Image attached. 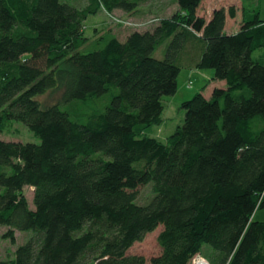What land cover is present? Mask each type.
Here are the masks:
<instances>
[{"label": "trees", "instance_id": "trees-1", "mask_svg": "<svg viewBox=\"0 0 264 264\" xmlns=\"http://www.w3.org/2000/svg\"><path fill=\"white\" fill-rule=\"evenodd\" d=\"M211 1L176 0L153 28L85 48L89 13L141 0H0V130L20 120L40 139L0 138L4 236L34 232L0 264H145L127 250L159 224L149 264H189L204 243L211 264H264V219L252 217L264 208V61L252 56L264 20ZM183 66L212 67L225 85L184 100L162 141L147 130ZM51 91L60 103L39 98Z\"/></svg>", "mask_w": 264, "mask_h": 264}, {"label": "rangeland", "instance_id": "rangeland-1", "mask_svg": "<svg viewBox=\"0 0 264 264\" xmlns=\"http://www.w3.org/2000/svg\"><path fill=\"white\" fill-rule=\"evenodd\" d=\"M67 1L78 6H84L88 2V0ZM221 2L227 4L229 1L223 0ZM244 3V14L246 15V19L252 17V15L257 12L260 14V16L264 15V0H245ZM98 9L100 10L95 13L96 15H92L93 17L87 15L82 23V34H84L88 39V41L83 46L85 48L90 47L92 42L91 39H95L97 37H100L102 34H106L111 28H116V30L120 33H118L117 31L115 32L120 37H123V34H125V32H130L133 29H151L155 26L156 23H159L162 18H167L174 14L178 10V7L175 0H141L138 7H136L134 11H132V13L122 14L112 11L109 12L103 6H100ZM241 12V8H239L237 20H240L242 18ZM231 26L232 24H230V27ZM167 40L168 39L160 42L157 45L156 49L154 50V54H161L164 52L165 42H167ZM252 55L254 56V58L264 61V46H260L254 49ZM202 69L206 70L204 71V75L200 76L196 73L188 76L185 71L186 67H181L177 75L178 91H175L176 94L174 95V97H169L174 93L163 95L162 97V103L163 105H165V108L162 111V123L152 124L148 128L147 133H156L155 131L159 130L160 132H158V137L165 138L175 129L177 125H180L183 122L185 109L181 106L180 102L178 104L174 103L175 106H173L172 104H169L168 101L172 100L173 98L176 99L177 97L187 99L191 97L195 92L201 90L207 92L212 80V78H210V74H208V70L213 72V68L205 67ZM39 98L45 102L60 103V94L58 91L46 92L45 94L39 95ZM61 107L63 106L61 105ZM0 138L33 142L40 141L38 136H36L27 127V125L20 120H12L4 129L0 130ZM23 192L27 198L28 205L30 207H34L33 186L25 185L23 188ZM152 195V182H147L138 187L135 201L137 203H146L149 201ZM254 216L255 218L264 219V208L256 209ZM8 229V225L0 224V257L12 256L14 254L16 246L31 237L34 233L31 229H14V240H11L10 237L4 236V233ZM160 229L161 224H159L153 230L147 232L141 240L134 241L127 251L129 253L142 254L146 258L145 264H149V257L160 251V245L157 239ZM201 249V254L209 259L208 252L206 251L208 249V245L204 243Z\"/></svg>", "mask_w": 264, "mask_h": 264}, {"label": "crops", "instance_id": "crops-1", "mask_svg": "<svg viewBox=\"0 0 264 264\" xmlns=\"http://www.w3.org/2000/svg\"><path fill=\"white\" fill-rule=\"evenodd\" d=\"M213 1L214 0H212L211 2H210V4L211 3H213ZM230 1H232V2H234V3H236V4H238V6L240 7V6H242L243 7V16L245 17L246 15L244 14V11H245V9H244V6H245V3H244V1L245 0H230ZM175 2H176V0H175ZM216 3V2H215ZM176 5H177V2H176ZM138 7V6H137ZM177 7H178V5H177ZM135 9V8H134ZM134 9H132V10H130V11H125V10H123V9H121V8H114L113 10H112V12H116V13H132V11H134ZM100 9H97L95 12H93V13H89L88 15L89 16H92V15H96L95 13H97L98 11H99ZM258 13V12H257ZM258 15H259V18L260 19H262V20H264V15H262V16H260V14L258 13ZM237 16H238V12H237ZM93 17V16H92ZM246 18V17H245ZM103 26H104V24H103ZM109 27H111V26H109ZM119 30V29H118ZM231 30H234V29H230V31ZM115 31H117L116 30V28H111V29H109L108 30V32H107V34L108 33H111V34H114V35H116L120 40H124L125 39V37L127 36V34L129 33V32H125V34H123V37H120V36H118V34L115 32ZM118 32V31H117ZM106 33V32H105ZM118 33H120V32H118ZM122 34V33H121ZM92 41L94 40V39H91ZM156 49V48H155ZM154 49V50H155ZM162 52V51H161ZM153 54H154V51H153ZM155 56H162L163 55V53H161V54H154ZM253 56V55H252ZM253 58H254V56H253ZM184 67H186V74L189 76V75H192V74H198V75H204V71H206L205 69L203 70L202 68H198V67H193V66H184ZM208 74H210V78H212V80H211V83H210V85H209V88H208V90H207V92L206 91H202L201 90V92L206 96V97H209L210 95H211V92H212V89H213V87L214 86H216V85H219V86H224L225 85V81L224 80H222V79H217V78H213V74H214V70H213V72H211L210 70H208ZM206 88V87H205ZM178 91V87H177V90H176V92ZM176 92L173 94V95H170L169 97L171 98V97H174V95L176 94ZM163 97V96H162ZM162 97H161V101H162ZM190 98V97H189ZM188 99V98H187ZM181 100V101H180ZM184 100H186V98L185 99H182V97H177L176 99H172V100H169L168 101V103L169 104H172L173 106H175L174 105V103L175 104H178L179 102H180V104L184 101ZM171 101V102H170ZM163 104V103H162ZM164 108H165V105H163V110H164ZM162 110V111H163ZM161 116H162V113H161ZM160 123H162V120L160 121ZM178 126V125H177ZM176 126V127H177ZM175 127V128H176ZM156 133H149L150 135H153V136H155V137H157L158 139H160V140H162V141H165L166 139H167V137L169 136H167V137H165V138H160V137H158L159 135V133L158 132H160L159 130H157V131H155ZM255 215V211L253 212V214H252V217H255L254 216ZM209 250V248L206 250V251H208Z\"/></svg>", "mask_w": 264, "mask_h": 264}, {"label": "built area", "instance_id": "built-area-1", "mask_svg": "<svg viewBox=\"0 0 264 264\" xmlns=\"http://www.w3.org/2000/svg\"><path fill=\"white\" fill-rule=\"evenodd\" d=\"M110 12V11H109ZM123 20V19H118ZM127 21V20H126ZM123 22V21H122ZM190 82V81H189ZM189 264H211L209 260L201 253H196L190 260Z\"/></svg>", "mask_w": 264, "mask_h": 264}]
</instances>
